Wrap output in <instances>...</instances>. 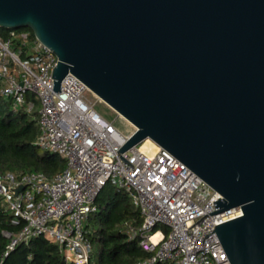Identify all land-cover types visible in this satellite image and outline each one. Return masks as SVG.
I'll use <instances>...</instances> for the list:
<instances>
[{
  "label": "water",
  "instance_id": "obj_1",
  "mask_svg": "<svg viewBox=\"0 0 264 264\" xmlns=\"http://www.w3.org/2000/svg\"><path fill=\"white\" fill-rule=\"evenodd\" d=\"M0 27L55 52L52 92L72 72L136 127L125 161L150 138L222 195L203 217L240 207L214 230L264 264V0H0Z\"/></svg>",
  "mask_w": 264,
  "mask_h": 264
},
{
  "label": "built area",
  "instance_id": "obj_2",
  "mask_svg": "<svg viewBox=\"0 0 264 264\" xmlns=\"http://www.w3.org/2000/svg\"><path fill=\"white\" fill-rule=\"evenodd\" d=\"M57 62L55 52L31 30H12L8 38L0 32V97L29 114L39 105L36 145L66 161L52 177L42 171L0 173V205L14 224L24 221L17 234L5 232L11 237L5 255L20 242L43 236L59 247L67 262L92 264L87 221L98 209V195L112 182L128 192L143 216L140 227L130 221L120 226L132 238L139 236L149 253L134 264H232L214 229L240 216L242 209L203 217L217 210L214 201L222 195L159 145L143 150V141L120 151L133 165L125 161L118 149L135 130L120 127L117 117L127 119L116 110V118L100 111L87 99L93 91L72 72L63 78L61 91L52 92Z\"/></svg>",
  "mask_w": 264,
  "mask_h": 264
},
{
  "label": "trees",
  "instance_id": "obj_3",
  "mask_svg": "<svg viewBox=\"0 0 264 264\" xmlns=\"http://www.w3.org/2000/svg\"><path fill=\"white\" fill-rule=\"evenodd\" d=\"M23 29L33 32L31 28L5 27H0V32L8 38L12 30ZM5 104L10 103L0 97V173L42 171L52 177L61 171L65 167V159L36 145L39 132L37 115L23 110L3 109ZM108 183L96 199L98 209L89 215L87 221L94 252L95 245L99 249V261L92 264H134L149 253L140 245L139 236L132 238L120 226L122 222L130 221L133 226L140 227L143 216L126 190L111 182L112 188L106 191ZM23 225L24 221L14 224L12 216L0 205V264H75L67 262L59 247L43 236L20 242L5 255L11 242V237L5 232L15 235Z\"/></svg>",
  "mask_w": 264,
  "mask_h": 264
},
{
  "label": "rangeland",
  "instance_id": "obj_4",
  "mask_svg": "<svg viewBox=\"0 0 264 264\" xmlns=\"http://www.w3.org/2000/svg\"><path fill=\"white\" fill-rule=\"evenodd\" d=\"M87 99H89L90 101H95L96 107L100 111L106 113L109 117L116 118V116H118L116 111L114 109H111V107H109L107 105V103H105L103 101H99L98 99L96 100V97H95L93 92L89 91V93H87ZM2 100L7 101L5 98H2ZM39 107L40 106L37 105L36 109H34V114L37 115V117H39ZM2 108L3 109H6V108L13 109L10 104H8V105L5 104L2 106ZM117 119H118L120 127H122L124 131L132 132L135 130V126L132 123L130 124V122H128L127 120H125L121 117H117ZM112 186H113V184L111 182H109L107 187H106V191L109 190L110 188H112ZM94 253H96V254H95V258L93 259V262L97 263L99 261V249H98L97 245H95V252Z\"/></svg>",
  "mask_w": 264,
  "mask_h": 264
},
{
  "label": "bare ground",
  "instance_id": "obj_5",
  "mask_svg": "<svg viewBox=\"0 0 264 264\" xmlns=\"http://www.w3.org/2000/svg\"><path fill=\"white\" fill-rule=\"evenodd\" d=\"M157 147H158V145L153 140H151L150 138H147L146 140H144V142L142 144L143 150H155Z\"/></svg>",
  "mask_w": 264,
  "mask_h": 264
}]
</instances>
